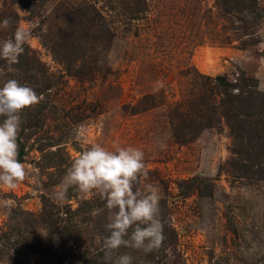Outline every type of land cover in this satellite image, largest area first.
Wrapping results in <instances>:
<instances>
[{
  "label": "rangeland",
  "instance_id": "1",
  "mask_svg": "<svg viewBox=\"0 0 264 264\" xmlns=\"http://www.w3.org/2000/svg\"><path fill=\"white\" fill-rule=\"evenodd\" d=\"M4 18L0 41L32 38L0 86L40 99L18 136L28 175L0 186V264H106L104 201L56 197L95 143L142 149L163 194L162 246L114 255L264 264V0H0Z\"/></svg>",
  "mask_w": 264,
  "mask_h": 264
},
{
  "label": "clouds",
  "instance_id": "2",
  "mask_svg": "<svg viewBox=\"0 0 264 264\" xmlns=\"http://www.w3.org/2000/svg\"><path fill=\"white\" fill-rule=\"evenodd\" d=\"M9 26V18L0 20V29ZM31 38L30 29L18 26L12 38L0 41V60L9 66L18 64ZM39 99L33 87L17 79H8L0 86V186L9 190L16 189L28 175L19 159L18 136L24 111ZM148 177L142 149L120 146L112 150L95 143L76 156L63 178L56 193L58 200H66L68 189L74 186L84 196H99L104 201V208L95 209L93 214L108 210V235L103 237L106 264H134L130 253L114 254L121 248L151 252L165 240L162 189L157 183L147 182ZM142 179L145 182L141 187ZM0 205L8 206L10 200H2Z\"/></svg>",
  "mask_w": 264,
  "mask_h": 264
},
{
  "label": "trees",
  "instance_id": "3",
  "mask_svg": "<svg viewBox=\"0 0 264 264\" xmlns=\"http://www.w3.org/2000/svg\"><path fill=\"white\" fill-rule=\"evenodd\" d=\"M216 80H217V81H220V82H223V79H222L221 77H217ZM222 84H223V85H226L225 82H223ZM23 154H24L23 150H20V151H19V157H22ZM31 250H32L31 253L36 252V249H34L33 247H31Z\"/></svg>",
  "mask_w": 264,
  "mask_h": 264
}]
</instances>
